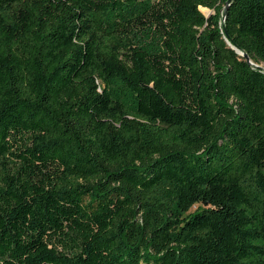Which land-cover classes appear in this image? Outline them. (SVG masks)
<instances>
[{"label": "trees", "instance_id": "16d2710c", "mask_svg": "<svg viewBox=\"0 0 264 264\" xmlns=\"http://www.w3.org/2000/svg\"><path fill=\"white\" fill-rule=\"evenodd\" d=\"M227 1L0 0V264H264V0Z\"/></svg>", "mask_w": 264, "mask_h": 264}, {"label": "water", "instance_id": "95a60500", "mask_svg": "<svg viewBox=\"0 0 264 264\" xmlns=\"http://www.w3.org/2000/svg\"><path fill=\"white\" fill-rule=\"evenodd\" d=\"M231 0H228L223 8V19H225V15H226V10H227V6H228V3L230 2ZM239 54H241L242 56H244V58L252 65H254L255 67L257 68H260L262 70H264V66H262L261 64H256L254 63L251 58L249 57V55L245 52H242L240 51L237 47H233Z\"/></svg>", "mask_w": 264, "mask_h": 264}, {"label": "rangeland", "instance_id": "374dc122", "mask_svg": "<svg viewBox=\"0 0 264 264\" xmlns=\"http://www.w3.org/2000/svg\"><path fill=\"white\" fill-rule=\"evenodd\" d=\"M202 12L205 14V15H209L212 10L208 9V8H201ZM262 66H264V63L261 64ZM202 208V204H195L191 209L190 211L193 212L195 210H198V209H201Z\"/></svg>", "mask_w": 264, "mask_h": 264}, {"label": "bare ground", "instance_id": "6f19581e", "mask_svg": "<svg viewBox=\"0 0 264 264\" xmlns=\"http://www.w3.org/2000/svg\"><path fill=\"white\" fill-rule=\"evenodd\" d=\"M201 8H203V7H201Z\"/></svg>", "mask_w": 264, "mask_h": 264}]
</instances>
